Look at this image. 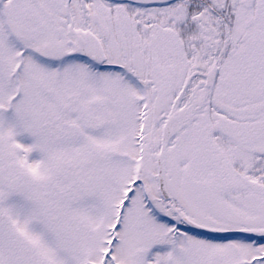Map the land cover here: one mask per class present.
<instances>
[{
	"label": "snow or ice",
	"instance_id": "6c2138e0",
	"mask_svg": "<svg viewBox=\"0 0 264 264\" xmlns=\"http://www.w3.org/2000/svg\"><path fill=\"white\" fill-rule=\"evenodd\" d=\"M0 264H264V0H0Z\"/></svg>",
	"mask_w": 264,
	"mask_h": 264
}]
</instances>
